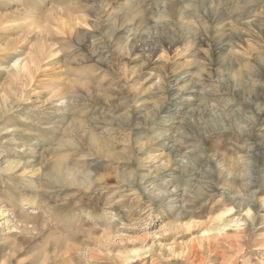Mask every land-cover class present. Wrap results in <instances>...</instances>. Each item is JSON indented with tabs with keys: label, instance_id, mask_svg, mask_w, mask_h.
<instances>
[{
	"label": "rangeland",
	"instance_id": "rangeland-1",
	"mask_svg": "<svg viewBox=\"0 0 264 264\" xmlns=\"http://www.w3.org/2000/svg\"><path fill=\"white\" fill-rule=\"evenodd\" d=\"M0 49V264H264V0H0Z\"/></svg>",
	"mask_w": 264,
	"mask_h": 264
},
{
	"label": "bare ground",
	"instance_id": "bare-ground-1",
	"mask_svg": "<svg viewBox=\"0 0 264 264\" xmlns=\"http://www.w3.org/2000/svg\"><path fill=\"white\" fill-rule=\"evenodd\" d=\"M2 49V48H1ZM0 49V51H2ZM43 51H44V48H41ZM4 51H6V49L5 50H3L2 52H4ZM38 52V51H37ZM38 55H39V53H37ZM30 57V56H29ZM35 63H33V65H34ZM32 62L30 61V59L28 58V57H25L23 60H22V62L19 64V65H17L18 66V68H17V72L21 75H29V74H31L32 72H31V70L33 69L32 68ZM34 67V66H33ZM1 99H2V97H1ZM0 101H2V100H0ZM25 166V165H24ZM221 230H219V232H220ZM208 232V231H207ZM207 232H206V235H207ZM221 233V232H220ZM205 234V233H204Z\"/></svg>",
	"mask_w": 264,
	"mask_h": 264
}]
</instances>
